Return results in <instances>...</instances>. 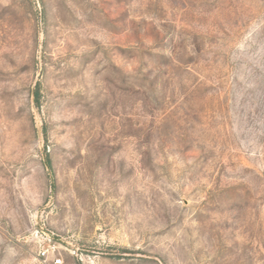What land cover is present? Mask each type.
Listing matches in <instances>:
<instances>
[{
    "label": "rangeland",
    "instance_id": "obj_1",
    "mask_svg": "<svg viewBox=\"0 0 264 264\" xmlns=\"http://www.w3.org/2000/svg\"><path fill=\"white\" fill-rule=\"evenodd\" d=\"M0 264H264V0H0Z\"/></svg>",
    "mask_w": 264,
    "mask_h": 264
}]
</instances>
